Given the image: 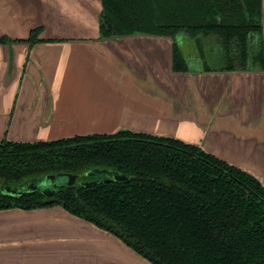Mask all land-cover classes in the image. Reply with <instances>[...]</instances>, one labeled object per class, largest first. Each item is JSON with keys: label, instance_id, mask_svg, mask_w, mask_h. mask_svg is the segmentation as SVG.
Returning <instances> with one entry per match:
<instances>
[{"label": "crops", "instance_id": "0c3cea01", "mask_svg": "<svg viewBox=\"0 0 264 264\" xmlns=\"http://www.w3.org/2000/svg\"><path fill=\"white\" fill-rule=\"evenodd\" d=\"M100 12V0H0L9 28L0 37L10 38L0 41V139L34 142L119 129L164 135L200 146L264 186V70L205 71L194 41L179 33L189 71L175 72L170 38H101ZM261 21L264 42V0ZM38 27L42 40H17ZM202 48L208 61L218 62L217 47ZM128 91L135 109L121 100ZM145 107L161 113L152 118ZM150 118L168 128H146ZM0 264L152 263L53 204L0 209Z\"/></svg>", "mask_w": 264, "mask_h": 264}, {"label": "trees", "instance_id": "16d2710c", "mask_svg": "<svg viewBox=\"0 0 264 264\" xmlns=\"http://www.w3.org/2000/svg\"><path fill=\"white\" fill-rule=\"evenodd\" d=\"M262 0H101V38L135 33L172 41V70L189 71L185 33L205 71L264 70ZM42 27L30 30L28 42ZM10 38L0 37V41ZM218 48V62L203 45ZM208 57V56H207ZM117 170L120 182L75 183L54 197L0 192V209L60 204L152 264H264V186L247 171L177 138L119 129L51 140L0 139V186L50 172Z\"/></svg>", "mask_w": 264, "mask_h": 264}, {"label": "water", "instance_id": "95a60500", "mask_svg": "<svg viewBox=\"0 0 264 264\" xmlns=\"http://www.w3.org/2000/svg\"><path fill=\"white\" fill-rule=\"evenodd\" d=\"M84 175L91 179L79 180L77 174L69 172L45 173L43 175L29 177L16 184L2 185L0 186V192L11 196L39 192L46 196V198L50 199L65 186H71L75 183H79L84 186H91L111 180L120 182L123 181L125 177L124 174L117 170L99 167L86 170Z\"/></svg>", "mask_w": 264, "mask_h": 264}, {"label": "rangeland", "instance_id": "374dc122", "mask_svg": "<svg viewBox=\"0 0 264 264\" xmlns=\"http://www.w3.org/2000/svg\"><path fill=\"white\" fill-rule=\"evenodd\" d=\"M65 17V19L66 20H68V17L67 16H64ZM6 24H7V21L5 22V20H4V16L2 15V13L0 14V31H2V30H4V29H9V28H7L6 27ZM183 51H184V49H183ZM184 53H185V51H184ZM124 84V87H123V90H132V88L130 87V85L128 84V83H123ZM123 90H122V93H123ZM128 95V96H127ZM126 95V97L123 95V94H121V100L122 101H126V104L129 106H132L134 109H135V105H136V103L132 100V98H130V97H134L133 95L134 94H132L130 91H128V94ZM145 100V99H144ZM145 101H147V100H145ZM148 103H150V102H145V104H148ZM158 103V102H157ZM156 104H152V106H155ZM93 110H95V109H93ZM146 111H148V112H150V113H152V114H146V115H149L150 117H152V118H154L155 117V115L157 116L158 114H156L157 112L156 111H159V109H156V108H152V109H148L147 107H145V112ZM160 113H161V111H159ZM158 117V116H157ZM152 118H150V119H144V125H145V127L147 126V127H150V128H157V129H165V128H168V126H167V123L166 122H164L163 120H161L160 122L159 121H156V119H152ZM146 127V128H147ZM159 127V128H158ZM85 129H87V128H84V129H81V128H79V129H77V130H80V131H85ZM77 130H75V131H77ZM104 131V130H103ZM112 131V130H111ZM115 130H113V132H114ZM139 132V131H138ZM77 134V133H76ZM76 134H74V135H76ZM66 137V136H65ZM68 137V136H67ZM59 138H62V137H59ZM55 139H57V138H55Z\"/></svg>", "mask_w": 264, "mask_h": 264}]
</instances>
